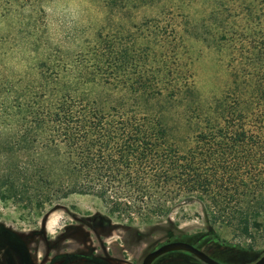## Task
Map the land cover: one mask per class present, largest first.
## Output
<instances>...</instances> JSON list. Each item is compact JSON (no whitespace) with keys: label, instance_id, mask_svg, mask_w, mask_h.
Segmentation results:
<instances>
[{"label":"trees","instance_id":"trees-1","mask_svg":"<svg viewBox=\"0 0 264 264\" xmlns=\"http://www.w3.org/2000/svg\"><path fill=\"white\" fill-rule=\"evenodd\" d=\"M42 1L0 0V10ZM100 1L132 8L128 24L98 31L70 62L8 85L15 91L11 135L0 147V198L43 207L91 194L111 214L168 223L175 209L198 202L214 239L216 222L264 239V0H217V44L228 52L230 80L211 101L178 63L184 21L175 11L186 0H171V8L163 0Z\"/></svg>","mask_w":264,"mask_h":264},{"label":"rangeland","instance_id":"rangeland-1","mask_svg":"<svg viewBox=\"0 0 264 264\" xmlns=\"http://www.w3.org/2000/svg\"><path fill=\"white\" fill-rule=\"evenodd\" d=\"M160 4L167 8L173 6L171 0H163ZM157 10V7L139 10L137 19L155 14ZM133 12L132 8L111 10L100 0H44L33 6L0 10V89L9 88L2 90V95L0 93V147L11 135L9 124L13 114L9 103L15 87L8 86L10 82L24 85L32 80L30 75L36 70L44 71L70 62L79 49L96 42L98 31L124 28L129 21L127 15ZM175 12L181 14L177 21H184L179 29L180 68L189 75L202 99L211 101L230 80L228 52L217 44V0H186ZM45 56H50L47 63L41 62ZM93 94L106 96L99 89H94ZM5 166V162H0V172ZM92 213L107 216L114 223L140 228L144 238L140 251L160 236L166 226L162 219L159 221L155 217L130 220L111 214L104 203L91 194L71 193L43 207L17 197L0 198V222L21 234L41 229L43 234L53 235L60 226L69 228L78 218ZM171 218L187 233L210 232L201 224L202 208L198 202L175 209ZM212 228L218 239L209 242L215 243L222 250L221 256L228 260L250 261L264 251V239L248 240L217 222Z\"/></svg>","mask_w":264,"mask_h":264},{"label":"flooded vegetation","instance_id":"flooded-vegetation-1","mask_svg":"<svg viewBox=\"0 0 264 264\" xmlns=\"http://www.w3.org/2000/svg\"><path fill=\"white\" fill-rule=\"evenodd\" d=\"M165 223L160 236L140 251L144 242L140 228L114 223L99 213L78 218L69 228L60 226L53 235L43 234L41 229L21 234L0 222V264H142L148 253L172 241L187 242L222 264H252L264 253L250 261H231L221 256L222 250L212 243L216 239L209 232L191 234L174 222ZM150 264L207 263L189 251L172 250L158 255Z\"/></svg>","mask_w":264,"mask_h":264},{"label":"water","instance_id":"water-1","mask_svg":"<svg viewBox=\"0 0 264 264\" xmlns=\"http://www.w3.org/2000/svg\"><path fill=\"white\" fill-rule=\"evenodd\" d=\"M172 250L189 251L193 255H195L196 257H198L199 259H201L202 261H204L207 264H222V263L212 259L211 257H209L208 255L203 253L201 250L195 248L191 244L184 242V241H172V242H168V243L161 245L156 250L148 253L144 257L142 264H150L152 262V260L155 257H157L158 255L165 253V252H168V251H172ZM263 263H264V253L262 254V256L258 260H256L252 264H263Z\"/></svg>","mask_w":264,"mask_h":264}]
</instances>
